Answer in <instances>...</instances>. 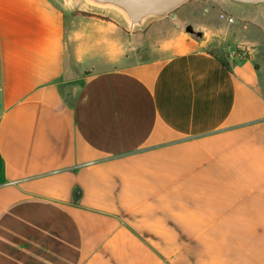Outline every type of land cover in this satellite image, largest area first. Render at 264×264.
<instances>
[{
    "label": "crops",
    "instance_id": "crops-1",
    "mask_svg": "<svg viewBox=\"0 0 264 264\" xmlns=\"http://www.w3.org/2000/svg\"><path fill=\"white\" fill-rule=\"evenodd\" d=\"M173 17L0 0V264H264V14Z\"/></svg>",
    "mask_w": 264,
    "mask_h": 264
},
{
    "label": "water",
    "instance_id": "water-1",
    "mask_svg": "<svg viewBox=\"0 0 264 264\" xmlns=\"http://www.w3.org/2000/svg\"><path fill=\"white\" fill-rule=\"evenodd\" d=\"M70 2L71 0H65ZM91 5L117 10L135 28L149 19H164L191 0H87ZM247 11L264 14V0H227Z\"/></svg>",
    "mask_w": 264,
    "mask_h": 264
},
{
    "label": "rangeland",
    "instance_id": "rangeland-1",
    "mask_svg": "<svg viewBox=\"0 0 264 264\" xmlns=\"http://www.w3.org/2000/svg\"><path fill=\"white\" fill-rule=\"evenodd\" d=\"M87 4H89L90 6H91V8H92V10L93 11H96V12H101V11H104V10H113V11H115V12H117L118 14H120L117 10H115V9H112V8H102V7H97V6H94V5H91L87 0H84ZM175 13H176V11H175ZM84 14H86V13H82V16H84ZM89 16H91V17H97V18H103V17H101V16H93V15H91V14H88ZM89 16H84V17H89ZM174 16V13H172V14H170L169 16H168V18H170V19H172V18H174L173 17ZM167 18V17H166ZM103 19H106L107 20V18H103ZM152 19H155V18H152ZM152 19H149V20H152ZM148 20V21H149ZM144 25H142V26H140V27H136V28H142V29H140V31L139 32H143V33H146L147 31H149L150 30V27H143ZM167 29H170L168 26H167Z\"/></svg>",
    "mask_w": 264,
    "mask_h": 264
},
{
    "label": "built area",
    "instance_id": "built-area-1",
    "mask_svg": "<svg viewBox=\"0 0 264 264\" xmlns=\"http://www.w3.org/2000/svg\"><path fill=\"white\" fill-rule=\"evenodd\" d=\"M220 19L224 20V21H227L228 23H231V24L235 22L234 18H232V17H230V16H228L227 14H224V13H222L220 15ZM240 55H241V58H245L246 57L245 50H242V53Z\"/></svg>",
    "mask_w": 264,
    "mask_h": 264
},
{
    "label": "trees",
    "instance_id": "trees-1",
    "mask_svg": "<svg viewBox=\"0 0 264 264\" xmlns=\"http://www.w3.org/2000/svg\"><path fill=\"white\" fill-rule=\"evenodd\" d=\"M84 16H89V15H88V14H84ZM89 17H91V16H89ZM99 19L104 20V21H107L106 19H103V18H99ZM219 60H220V62H221L225 67L229 68V64L226 63V62L223 60L222 57H220Z\"/></svg>",
    "mask_w": 264,
    "mask_h": 264
}]
</instances>
